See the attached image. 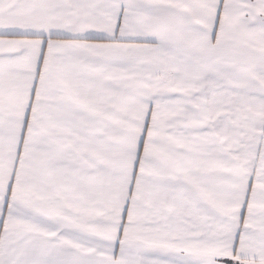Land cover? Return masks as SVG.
Here are the masks:
<instances>
[{
	"label": "snow or ice",
	"instance_id": "1",
	"mask_svg": "<svg viewBox=\"0 0 264 264\" xmlns=\"http://www.w3.org/2000/svg\"><path fill=\"white\" fill-rule=\"evenodd\" d=\"M0 264H264V0H0Z\"/></svg>",
	"mask_w": 264,
	"mask_h": 264
}]
</instances>
